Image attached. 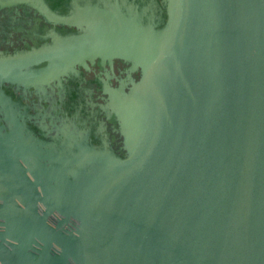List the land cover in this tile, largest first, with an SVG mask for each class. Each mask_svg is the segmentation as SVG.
I'll return each mask as SVG.
<instances>
[{
  "label": "water",
  "instance_id": "water-1",
  "mask_svg": "<svg viewBox=\"0 0 264 264\" xmlns=\"http://www.w3.org/2000/svg\"><path fill=\"white\" fill-rule=\"evenodd\" d=\"M166 2L160 29L101 21L0 65L23 84L94 56L142 73L112 103L124 158L0 125V264H264V0Z\"/></svg>",
  "mask_w": 264,
  "mask_h": 264
},
{
  "label": "flooded vegetation",
  "instance_id": "flooded-vegetation-1",
  "mask_svg": "<svg viewBox=\"0 0 264 264\" xmlns=\"http://www.w3.org/2000/svg\"><path fill=\"white\" fill-rule=\"evenodd\" d=\"M55 16L67 21L58 22ZM167 18L166 0H0V65L40 48L64 46L65 39L88 35L105 21L160 29ZM48 67L51 61L46 59L26 69ZM141 75L130 60L94 56L38 83L0 79V125L9 130L19 123L32 149L34 138L59 145L58 139L70 137L124 158V137L112 103L122 99Z\"/></svg>",
  "mask_w": 264,
  "mask_h": 264
}]
</instances>
